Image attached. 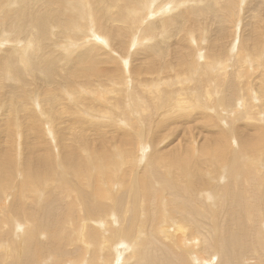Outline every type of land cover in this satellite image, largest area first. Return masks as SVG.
Here are the masks:
<instances>
[{"label": "bare ground", "instance_id": "1", "mask_svg": "<svg viewBox=\"0 0 264 264\" xmlns=\"http://www.w3.org/2000/svg\"><path fill=\"white\" fill-rule=\"evenodd\" d=\"M237 1L0 0V131L5 133L0 138V264H264V152L255 154L264 146L260 125L249 124L247 138L237 148L230 146L229 162L207 160L218 173L195 185L184 172L175 170L171 178L156 166L148 169V161L137 170L136 144L124 154L117 146L107 148L111 135L122 140L130 127L128 114L123 112L124 123L117 116L102 120L85 116L84 107V101L93 105L87 100L89 93L95 96L91 86L103 91L104 82L114 84L113 78L122 76L107 55L113 40H125L123 54L129 45L128 55L141 48L153 58L152 66L162 63L163 72L169 61L174 65L169 37L187 30L188 39L198 44L201 28L206 34L204 24L219 29L232 20ZM232 23L239 41L227 48L231 56L238 52L230 67L217 57L207 63L219 69L213 73L200 65L174 78L180 111L200 107L181 97L185 87L203 86L211 103V73L218 79L225 70L242 74L245 47L258 52L264 46V33L241 32L242 16ZM263 54L249 53L247 60L256 65ZM179 57L186 60L184 53ZM194 62L195 57L188 63ZM142 69L130 70L137 75L132 84L109 88V105L122 111L117 95L129 84L132 104L141 113L149 110L154 94L140 101L138 85L148 88L157 81L140 74ZM59 85L64 93L49 90ZM227 85L225 90H236L232 82ZM94 107L89 106L97 111ZM146 117L150 122V114ZM61 119L70 126L56 127ZM99 128L102 139L88 135ZM105 128L108 132L101 133ZM209 139L218 149L227 147L216 133ZM203 145H196L198 158L206 154ZM230 169L242 177H231ZM4 244L10 246L9 259Z\"/></svg>", "mask_w": 264, "mask_h": 264}, {"label": "rangeland", "instance_id": "2", "mask_svg": "<svg viewBox=\"0 0 264 264\" xmlns=\"http://www.w3.org/2000/svg\"><path fill=\"white\" fill-rule=\"evenodd\" d=\"M237 2L238 13L231 18L232 20L228 19L229 22L227 21L228 23L226 22L222 28L216 29L210 24L203 25V28L206 29V34H204L201 28V35L199 32L201 37L199 38L198 44L188 39L187 30L169 37L167 42L172 45L173 50H170V52L172 53L174 65L172 66L173 62L169 61L167 68H165L163 72L160 70L162 63H157L155 66H152L153 58L145 54L144 50H141V48H136L133 54L130 53V55H128L127 53L130 50L129 45L127 47V52H125L126 54H123L120 49L125 46V40L121 37L113 40L107 55L115 58V61L112 62V68H117L121 71L122 76L118 79L113 78L116 80L114 84L111 82L108 83V81L104 82L102 84L103 91H100V89L97 90L96 87L91 86V88L94 89L95 96L92 97V94L89 93L87 100L92 102L93 105H89L87 101H84L85 106L83 105L86 109L85 116L87 115V117L98 115L102 120H114L117 116V121L124 123L122 119L124 117L126 118L128 114L130 118V127L128 125L124 129V132H122V140H118L117 137L112 138L111 133H108L111 135L107 142V148L109 150L117 146L124 154V151L128 152L135 150L136 144L137 148L136 152H134V157L137 155L138 159L137 162L134 161V158L131 160L132 162L134 161V167H136L137 170L142 171V167L139 165L142 161H148L150 165L148 169H152V166H156L162 173L171 178L175 170L181 173L184 172V178L188 179L189 183L200 185L213 178L219 170V168L216 170L211 168V163H206L207 160H210V158L214 156L216 161L221 164L229 162L231 159L228 155L230 146L231 148H237V146H239L238 144L242 143L243 139L247 138L245 133L247 132L249 124L260 125L262 127L261 133L264 134V66L262 67V64H264V54L260 61L257 59L256 65L254 64L255 61L249 62V58L247 60L249 53L254 57L255 54L258 55L260 51L264 50V46L260 48L258 52L257 49L245 47L243 50L244 52L239 58V64L243 70L240 75L233 73L232 70H225L220 75V79H218L212 73L219 69H215V65H207V63L213 62L217 57H222L227 60V66L230 67L238 52L231 56V53L227 52V48L236 38L239 41V37L233 35L232 23L236 22L239 17L242 16L244 22L241 27L242 33L245 34L249 31H260L264 33V0H238ZM190 27H194V24L192 23ZM205 36L207 40L204 42L202 39ZM181 38H183V41ZM102 49L105 50L106 47L102 46ZM133 50H131V52ZM198 51L201 53H197ZM180 53L186 55L185 61L181 60L179 57ZM188 53H190V55ZM194 57L196 62H194L193 65H189V60H192ZM242 60H246L244 67L242 65ZM138 65L143 66L140 74L147 79L154 78L157 81V85H150L148 88L145 87V84L138 85L140 91L139 100L145 101L149 98V93H153L155 99L150 100L154 104L150 103V100H148L149 110L145 113H141V109L132 104L131 85L126 84L123 85L125 90L117 95V98L119 96L122 97L123 104L121 106L122 111H119L120 109L107 103L111 97L109 88L112 86L114 89H121V84H125L126 82L132 84V77L136 79L137 75H131L130 70ZM200 65L201 68L212 72L209 78L211 103L206 102L205 88L192 84L191 86L185 87L181 97L189 99V103L192 105L198 103L200 107L196 108L193 112L191 110H189V112L180 111L178 109L180 103L176 100L177 96L173 95L175 94L173 90L177 87L174 78L180 75L183 76L190 68ZM206 66L210 67L207 68ZM237 69L239 72L241 71L240 68ZM230 82L237 86L233 93L224 89ZM145 83L148 84V82ZM254 84L257 86L256 89ZM62 88L61 85H59L58 88L52 86L49 90L59 93L63 92ZM112 94L115 93L113 92ZM66 96H68L67 93ZM100 96L101 99L99 98L96 100V98ZM259 98H261V101ZM71 104L75 106L73 102ZM79 105L81 104L79 103ZM94 105L97 106L94 108L98 112L89 108V106L93 107ZM140 105L142 104L140 103ZM59 112L60 111H58V113ZM123 112H125L126 115H124ZM88 113H91V115ZM148 114H150L151 117L150 122L146 117ZM258 118L261 122L257 120ZM216 123L219 124L220 128L215 127ZM62 124H68L70 126L69 122L65 119L55 121V126L58 128H60ZM107 129H110V127L108 126ZM107 129L101 133H107ZM222 130L226 134V139ZM248 132L253 136L256 134V130H249ZM215 133L217 137L223 141V144H227V147L218 149L216 144L213 145L211 143L209 138ZM88 135L99 137L100 128L95 132L88 133ZM0 138H5V133L0 131ZM99 138L102 139L101 137ZM47 140L50 141L49 144L51 141H55L53 139ZM197 141H199V144ZM189 142H191V144H189ZM203 142V149L206 151V154L198 158L195 148L196 145L200 146ZM191 145L194 147L193 149ZM187 147H190V149L187 150ZM8 148V146H4V149ZM263 152L264 146L255 154L258 155ZM187 159L190 160L188 164L185 163ZM139 160L140 162L138 163ZM171 162L176 166L172 167ZM198 168H202V172L198 173ZM262 171H264V168ZM194 172L195 175L192 176ZM228 173H230L231 177L236 176L238 179L242 177V174L234 169H230ZM3 226L2 229L5 228V225ZM7 227L9 228L4 230L9 232L10 226L7 225ZM7 243L8 242H6V244ZM1 249L4 250L5 256H8L9 259L10 254L8 253L11 251L10 246L4 244Z\"/></svg>", "mask_w": 264, "mask_h": 264}]
</instances>
